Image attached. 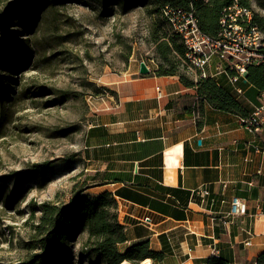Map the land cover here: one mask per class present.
<instances>
[{"label":"rangeland","instance_id":"374dc122","mask_svg":"<svg viewBox=\"0 0 264 264\" xmlns=\"http://www.w3.org/2000/svg\"><path fill=\"white\" fill-rule=\"evenodd\" d=\"M186 1L0 0V264L44 254L35 248L43 204L92 194L84 151L95 111L115 97L113 78L144 63L157 77L199 80L163 12ZM223 1L236 4L189 0L187 10L216 31ZM246 1L264 16V0ZM70 249L62 264H85L81 244Z\"/></svg>","mask_w":264,"mask_h":264},{"label":"crops","instance_id":"0c3cea01","mask_svg":"<svg viewBox=\"0 0 264 264\" xmlns=\"http://www.w3.org/2000/svg\"><path fill=\"white\" fill-rule=\"evenodd\" d=\"M219 65L209 78L242 89L236 95L252 113L247 77L235 85ZM140 69L113 78L115 97L95 111L84 151L95 182L88 195H114L128 234L123 251L146 240L162 251L164 235L172 252L163 264H206L215 250L231 264H255L264 252V129L253 135L197 87ZM233 197L246 200L245 216H230Z\"/></svg>","mask_w":264,"mask_h":264},{"label":"trees","instance_id":"16d2710c","mask_svg":"<svg viewBox=\"0 0 264 264\" xmlns=\"http://www.w3.org/2000/svg\"><path fill=\"white\" fill-rule=\"evenodd\" d=\"M188 1L184 4L173 3V6H182L187 10L189 9ZM239 1L250 8L248 1ZM226 3L224 1L220 3L223 8L218 15L216 31L207 30L210 24L206 26L196 13L203 33L218 35L223 10L234 2L230 5ZM260 5L264 6V2H260ZM254 16L260 30L264 33V16L257 13H254ZM185 52L184 49V57ZM245 77H247V84L251 85V89L246 91L245 96L257 106L259 104L257 98L264 93V63L249 67ZM198 79L188 80V82L183 79V84L186 87H197L198 93L212 101L217 108L232 112L241 118L251 114V110L242 100H239L240 95L237 93L238 96L225 91L212 78ZM88 189L84 187L77 191L68 205L62 207L50 203L42 205L40 222L36 226L37 234L42 238L37 241L38 245H35V248L44 251V254L34 255L23 264H62L64 259H69L70 247L78 243L81 244L85 264H123L124 261L142 264L145 260H150L152 264L164 263L166 257L172 252V247L164 235L160 236L162 251L153 250L148 240L131 245L123 251L120 246L128 241V234L117 216L118 202L111 192L107 191L91 197L85 194ZM35 210L33 208V212ZM218 252L219 254L207 258L206 264H231L220 251ZM255 264H264V252L256 258Z\"/></svg>","mask_w":264,"mask_h":264},{"label":"built area","instance_id":"2783aa9c","mask_svg":"<svg viewBox=\"0 0 264 264\" xmlns=\"http://www.w3.org/2000/svg\"><path fill=\"white\" fill-rule=\"evenodd\" d=\"M235 2V5L223 10L216 36L202 33L194 7L186 10L169 5L163 9L175 33L182 37L187 62L196 69L201 79H209L208 70L216 62L220 64L221 73L232 72L230 78L236 85L246 76L249 67L264 63V33L255 21L252 9L240 4L239 0ZM235 92L239 95L244 93L238 88ZM239 120L253 135L264 129V93L255 110ZM203 194L208 195L209 192L203 191ZM246 212V200L233 197L230 216H245ZM145 223L150 225L151 219L146 218ZM215 254H219L218 250L214 251Z\"/></svg>","mask_w":264,"mask_h":264},{"label":"water","instance_id":"95a60500","mask_svg":"<svg viewBox=\"0 0 264 264\" xmlns=\"http://www.w3.org/2000/svg\"><path fill=\"white\" fill-rule=\"evenodd\" d=\"M150 72V70L148 69V66L145 65L144 63H141V69H140V73L142 75H148Z\"/></svg>","mask_w":264,"mask_h":264},{"label":"bare ground","instance_id":"6f19581e","mask_svg":"<svg viewBox=\"0 0 264 264\" xmlns=\"http://www.w3.org/2000/svg\"><path fill=\"white\" fill-rule=\"evenodd\" d=\"M144 263H146V264H151L150 260H145ZM123 264H129V263H128L127 261H124Z\"/></svg>","mask_w":264,"mask_h":264}]
</instances>
